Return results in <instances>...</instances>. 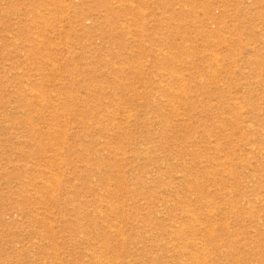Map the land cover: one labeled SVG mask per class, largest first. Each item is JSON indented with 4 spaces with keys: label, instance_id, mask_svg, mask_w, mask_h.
<instances>
[{
    "label": "rangeland",
    "instance_id": "374dc122",
    "mask_svg": "<svg viewBox=\"0 0 264 264\" xmlns=\"http://www.w3.org/2000/svg\"><path fill=\"white\" fill-rule=\"evenodd\" d=\"M0 264H264V0H0Z\"/></svg>",
    "mask_w": 264,
    "mask_h": 264
}]
</instances>
